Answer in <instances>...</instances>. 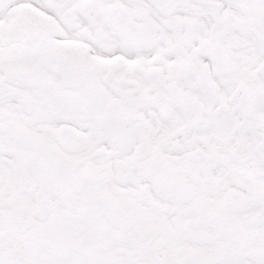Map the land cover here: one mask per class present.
Returning <instances> with one entry per match:
<instances>
[{
	"label": "snow or ice",
	"instance_id": "6c2138e0",
	"mask_svg": "<svg viewBox=\"0 0 264 264\" xmlns=\"http://www.w3.org/2000/svg\"><path fill=\"white\" fill-rule=\"evenodd\" d=\"M0 264H264V0H0Z\"/></svg>",
	"mask_w": 264,
	"mask_h": 264
}]
</instances>
